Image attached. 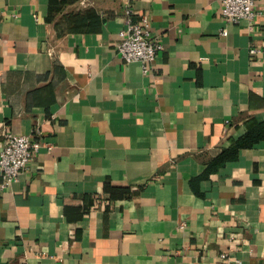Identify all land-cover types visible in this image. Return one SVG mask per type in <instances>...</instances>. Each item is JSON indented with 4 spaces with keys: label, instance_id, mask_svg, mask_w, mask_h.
I'll return each instance as SVG.
<instances>
[{
    "label": "crops",
    "instance_id": "0c3cea01",
    "mask_svg": "<svg viewBox=\"0 0 264 264\" xmlns=\"http://www.w3.org/2000/svg\"><path fill=\"white\" fill-rule=\"evenodd\" d=\"M256 1L234 24L223 0H0V155L44 145L0 177V264H264ZM128 8L163 44L149 72L117 53Z\"/></svg>",
    "mask_w": 264,
    "mask_h": 264
},
{
    "label": "built area",
    "instance_id": "2783aa9c",
    "mask_svg": "<svg viewBox=\"0 0 264 264\" xmlns=\"http://www.w3.org/2000/svg\"><path fill=\"white\" fill-rule=\"evenodd\" d=\"M256 3V0H223L222 17L225 21L234 24L244 20L253 22L258 16ZM126 16L127 25L121 31V42L117 45V53L127 63H142L145 71L149 72L158 54L163 50V44L154 35L148 17L135 20V12L131 8L127 9ZM224 34L227 32L225 31ZM250 52L255 55L261 53L262 49L253 47ZM43 146L37 135L8 133L5 136L0 155L2 189L17 182L20 176L29 170ZM221 259L223 264H241L229 253H223Z\"/></svg>",
    "mask_w": 264,
    "mask_h": 264
},
{
    "label": "trees",
    "instance_id": "16d2710c",
    "mask_svg": "<svg viewBox=\"0 0 264 264\" xmlns=\"http://www.w3.org/2000/svg\"><path fill=\"white\" fill-rule=\"evenodd\" d=\"M223 159H224V158H223ZM109 188H110L112 194H113L114 196H116V194L118 193L119 189H116V188H113V187H109ZM123 193H124L123 195H125V194L129 193V191L125 190Z\"/></svg>",
    "mask_w": 264,
    "mask_h": 264
}]
</instances>
